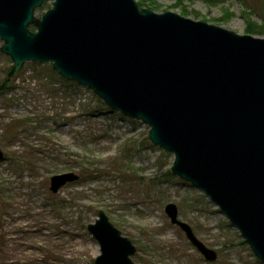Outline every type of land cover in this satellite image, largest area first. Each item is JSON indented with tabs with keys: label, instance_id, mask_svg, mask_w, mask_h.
Instances as JSON below:
<instances>
[{
	"label": "water",
	"instance_id": "95a60500",
	"mask_svg": "<svg viewBox=\"0 0 264 264\" xmlns=\"http://www.w3.org/2000/svg\"><path fill=\"white\" fill-rule=\"evenodd\" d=\"M46 1L50 9L36 17ZM0 41L9 79L26 62L49 63L147 125L151 143L174 154L172 174L201 190L264 264V39L134 0H0ZM77 180L55 176L50 191ZM165 213L205 260H216L174 205ZM88 231L100 247L95 264H134L135 247L102 212Z\"/></svg>",
	"mask_w": 264,
	"mask_h": 264
},
{
	"label": "rangeland",
	"instance_id": "374dc122",
	"mask_svg": "<svg viewBox=\"0 0 264 264\" xmlns=\"http://www.w3.org/2000/svg\"><path fill=\"white\" fill-rule=\"evenodd\" d=\"M134 1L240 36L244 5L256 3L250 19L264 25V0ZM252 36L264 39V29ZM11 64L0 52V264H94L100 250L87 227L100 212L135 247L134 264H262L209 198L171 173L174 157L149 141L148 126L50 64L26 62L9 79ZM69 173L78 180L52 193L50 179ZM169 204L215 261L171 224Z\"/></svg>",
	"mask_w": 264,
	"mask_h": 264
},
{
	"label": "trees",
	"instance_id": "16d2710c",
	"mask_svg": "<svg viewBox=\"0 0 264 264\" xmlns=\"http://www.w3.org/2000/svg\"><path fill=\"white\" fill-rule=\"evenodd\" d=\"M210 1H219V0H210ZM255 2V1H254ZM256 3H252V5H244L245 7V11H248L247 13V19H246V29H245V33L246 35H256V34H260L263 29H264V25L263 26H258L257 24H255L254 22L251 21L250 17L254 14V12L257 11V8L255 7ZM48 5V3H45L43 8L40 9L38 12L42 13V11L44 10V8ZM139 5V4H138ZM151 7H154V4H150ZM140 7H143L141 5H139ZM254 6V7H253ZM149 7V8H151ZM154 9V8H153ZM185 15V13H183ZM33 29V28H31ZM8 82L6 81V86Z\"/></svg>",
	"mask_w": 264,
	"mask_h": 264
}]
</instances>
